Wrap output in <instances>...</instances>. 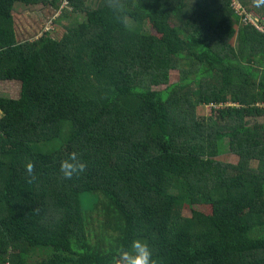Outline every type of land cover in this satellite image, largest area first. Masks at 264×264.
Here are the masks:
<instances>
[{"label": "trees", "instance_id": "obj_1", "mask_svg": "<svg viewBox=\"0 0 264 264\" xmlns=\"http://www.w3.org/2000/svg\"><path fill=\"white\" fill-rule=\"evenodd\" d=\"M49 1L61 38L18 40L15 4ZM66 1L0 0V81L20 87L0 95V264H108L133 239L158 264H264V32L233 0H124L127 26ZM177 69L195 78L139 93ZM73 151L87 168L66 179Z\"/></svg>", "mask_w": 264, "mask_h": 264}, {"label": "rangeland", "instance_id": "obj_2", "mask_svg": "<svg viewBox=\"0 0 264 264\" xmlns=\"http://www.w3.org/2000/svg\"><path fill=\"white\" fill-rule=\"evenodd\" d=\"M99 0H85V8H94L97 5ZM234 5L236 8L244 9L243 4L239 0H233ZM62 6L66 5V8H71L65 0L61 2ZM240 12V11H239ZM251 17L253 20L258 17L257 13L252 11ZM13 20H14V28L16 31V37L18 40H28L33 39L39 35L42 30H52L50 33L51 36L55 38H61L64 34L65 29L61 26V24L54 23L55 15H60V9L53 10L50 5V1L48 3H35L31 5H26L24 3H16L14 9L12 11ZM85 14L81 12L79 15V19H83ZM262 20V21H261ZM64 22H67V18H65ZM236 23L235 21H232ZM264 22V17L262 19L257 18L255 20L256 25L254 27L261 31L264 30L262 23ZM237 24V23H236ZM145 29L156 32L155 28L152 27L151 24L147 23L145 25ZM233 44L238 45V39H233ZM213 57V55H211ZM249 71H251L252 77L254 78L255 82H260L263 80L264 83V71H259L257 67L249 66ZM196 73L190 70H171L170 72V82L169 84H164L160 86H150V87H143L140 89L139 93L141 95L151 97L152 99H159L161 92L168 88V86H175L178 85L180 87L185 86L190 80L193 75V79L195 78ZM20 90L18 82L15 81H0V95L8 96V97H16ZM214 104H200L197 107L198 115L199 116H207L210 115L212 112V108ZM215 107H217L215 105ZM251 123H260L264 124V117L261 118H250ZM227 148V147H225ZM225 159L228 162H236L238 161L237 156L234 154H230L226 152ZM201 210L205 213H208L209 204H205L200 202H194L191 206L185 205L183 209V213L185 215H191L194 211Z\"/></svg>", "mask_w": 264, "mask_h": 264}, {"label": "clouds", "instance_id": "obj_3", "mask_svg": "<svg viewBox=\"0 0 264 264\" xmlns=\"http://www.w3.org/2000/svg\"><path fill=\"white\" fill-rule=\"evenodd\" d=\"M106 6L114 13L117 22L126 25V4L124 0H105ZM256 7H264V0H254ZM87 165L81 156L73 151L60 161V172L66 179H71L74 175L79 176L86 171ZM28 174L27 182L31 184L35 179L34 165L28 161L25 165ZM108 264H158L153 258V252L146 241L133 239L130 248H120L111 257Z\"/></svg>", "mask_w": 264, "mask_h": 264}, {"label": "built area", "instance_id": "obj_4", "mask_svg": "<svg viewBox=\"0 0 264 264\" xmlns=\"http://www.w3.org/2000/svg\"><path fill=\"white\" fill-rule=\"evenodd\" d=\"M65 2L67 3V1L65 0ZM63 6H66V5H63ZM240 12H245V16H244V22H245V24H248V23H250V24H252V25H256V23H255V20L257 19V18H260V19H262V17H256V19L255 20H253L252 19V17H251V12H248V11H245L244 9H240ZM264 17V16H263ZM262 21V20H261ZM262 25H263V27H264V22L262 23ZM257 26V25H256ZM262 31H264V30H262Z\"/></svg>", "mask_w": 264, "mask_h": 264}]
</instances>
